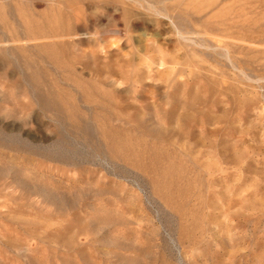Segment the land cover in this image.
<instances>
[{"label":"rangeland","instance_id":"374dc122","mask_svg":"<svg viewBox=\"0 0 264 264\" xmlns=\"http://www.w3.org/2000/svg\"><path fill=\"white\" fill-rule=\"evenodd\" d=\"M0 264H264V0H0Z\"/></svg>","mask_w":264,"mask_h":264},{"label":"bare ground","instance_id":"6f19581e","mask_svg":"<svg viewBox=\"0 0 264 264\" xmlns=\"http://www.w3.org/2000/svg\"><path fill=\"white\" fill-rule=\"evenodd\" d=\"M84 92H85V91H84ZM96 98H97V97H96ZM89 100H90V99H89ZM98 103H100V104H101L102 102H101V101H99ZM143 166H144V165H143Z\"/></svg>","mask_w":264,"mask_h":264}]
</instances>
